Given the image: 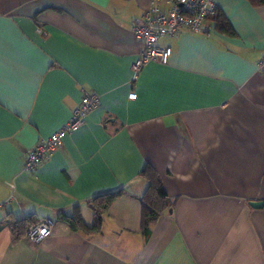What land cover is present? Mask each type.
<instances>
[{"label":"crops","instance_id":"obj_1","mask_svg":"<svg viewBox=\"0 0 264 264\" xmlns=\"http://www.w3.org/2000/svg\"><path fill=\"white\" fill-rule=\"evenodd\" d=\"M214 1L236 35L215 24L163 37L169 63L149 62L134 80L133 21L151 0H0V264H264V208L249 205L264 199V5ZM84 90L100 105L27 169L28 151ZM148 165L171 207L146 237ZM118 189L128 193L101 232L63 220L80 206L92 224L89 200ZM30 217L50 219L53 233L16 235L11 223Z\"/></svg>","mask_w":264,"mask_h":264},{"label":"built area","instance_id":"obj_2","mask_svg":"<svg viewBox=\"0 0 264 264\" xmlns=\"http://www.w3.org/2000/svg\"><path fill=\"white\" fill-rule=\"evenodd\" d=\"M217 11L218 5L214 0H151L144 14L133 21V30L142 42L139 56L133 64V79L138 78L139 72L149 62L169 63L172 48L160 44L163 37L175 35L183 29L194 33L210 32L215 27L213 16ZM260 65H264V59ZM135 96V92L130 94V97ZM100 103L98 94L84 90L82 100L73 110L70 119L59 130L47 138H42L28 151L25 167L31 169L48 160L54 151L64 145L65 137L78 130L86 122L87 115ZM53 231L51 220L44 219L32 222L26 236L33 243H40Z\"/></svg>","mask_w":264,"mask_h":264},{"label":"trees","instance_id":"obj_3","mask_svg":"<svg viewBox=\"0 0 264 264\" xmlns=\"http://www.w3.org/2000/svg\"><path fill=\"white\" fill-rule=\"evenodd\" d=\"M249 1L256 6L264 5V0ZM213 18L216 20V28L218 31L228 35H236L233 26L219 8ZM143 176L147 180L148 188L141 197V231L146 237H149L152 232V226L171 207V198L165 189L158 170L154 166L148 165L143 171ZM127 193L128 192L125 189H118L96 195L90 199L88 205L94 212V221L92 224H87L84 221L80 206L74 208L73 214H64L62 216L63 220L68 223L73 231H81L85 234L95 235L102 231L104 213L109 210L116 199ZM38 221L40 220L33 217L19 219L12 222L11 227L16 235L22 236L26 234V231L32 222Z\"/></svg>","mask_w":264,"mask_h":264},{"label":"water","instance_id":"obj_4","mask_svg":"<svg viewBox=\"0 0 264 264\" xmlns=\"http://www.w3.org/2000/svg\"><path fill=\"white\" fill-rule=\"evenodd\" d=\"M249 205L255 209H263L264 208V199L250 200Z\"/></svg>","mask_w":264,"mask_h":264}]
</instances>
